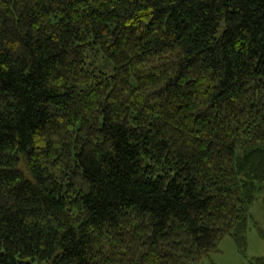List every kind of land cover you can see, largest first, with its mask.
I'll return each instance as SVG.
<instances>
[{"label": "trees", "instance_id": "obj_1", "mask_svg": "<svg viewBox=\"0 0 264 264\" xmlns=\"http://www.w3.org/2000/svg\"><path fill=\"white\" fill-rule=\"evenodd\" d=\"M263 188L264 0H0V264H199Z\"/></svg>", "mask_w": 264, "mask_h": 264}, {"label": "rangeland", "instance_id": "obj_2", "mask_svg": "<svg viewBox=\"0 0 264 264\" xmlns=\"http://www.w3.org/2000/svg\"><path fill=\"white\" fill-rule=\"evenodd\" d=\"M85 66L96 73H112V65L101 55L87 49ZM251 220L246 232L245 245L240 250L231 237L224 238L219 244V253L211 254L199 264H251L264 257V188L257 194L250 207Z\"/></svg>", "mask_w": 264, "mask_h": 264}]
</instances>
